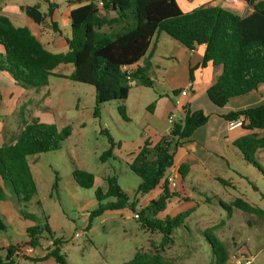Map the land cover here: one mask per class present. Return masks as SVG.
<instances>
[{"label": "trees", "instance_id": "trees-1", "mask_svg": "<svg viewBox=\"0 0 264 264\" xmlns=\"http://www.w3.org/2000/svg\"><path fill=\"white\" fill-rule=\"evenodd\" d=\"M101 1L102 7L91 0L72 2L77 7L70 14L71 37L67 40L66 53L49 52L28 28L17 27L0 14V47L3 49L0 52V73L11 74L17 85L26 90L49 85L51 77L90 85L95 89L93 115L99 118L104 104L126 101L134 85L152 87L145 69L130 71L129 68L146 55L153 37L162 32L189 50L204 46V58L199 68H206L208 64L222 67V74L207 91L213 105L224 108L231 100L254 94L264 86V0H243L252 9L246 16L221 6L200 7L184 13L176 0ZM54 8L50 5L47 13H42L39 5L22 7V10L36 24L42 25L51 20ZM53 27L57 30L55 25ZM62 65L73 66L72 74L56 75L54 71ZM192 73L191 70V80ZM241 117L244 118L241 128L247 134L235 139L233 145L248 163L258 167L253 155L264 149V137H259L255 131L264 130V103L222 116L227 122ZM209 119L210 115L202 110L192 111L185 107V117L173 124L175 135L172 132L156 145L146 141L129 164L130 170L141 180L138 194L160 191L158 199L138 215L142 227L160 232L162 240L153 252L137 250L124 264H174L165 255L166 247L174 243L173 233L185 224L190 212L159 218L177 195L171 190L167 176L174 165L175 150L189 141ZM71 133L69 126L59 131L55 125L43 124L37 119L26 121L16 143L5 142L0 147V202L6 199L5 191H9L20 204H29L37 195V186L28 159L59 151ZM106 135L111 148L103 160L112 156L114 147L113 139ZM181 173L184 178L185 171ZM72 175L81 188L91 189L95 185V176L91 173L75 169ZM219 181L226 183L222 179ZM107 184L106 193L96 190L98 208L90 214L88 227L92 219L105 212L127 208L135 211L136 204L130 202L119 186L117 176L107 178ZM107 199L114 201L104 204ZM220 204L230 212L240 210L264 218L263 210L242 199ZM21 215L35 224L27 229L30 246L37 248L44 235L52 239V249L42 260L54 259L57 264H67L61 253L64 241L54 239L48 218L40 223L24 210ZM5 229L0 219V232ZM217 229L218 226H214L204 232L214 256V262L210 264H234L226 245L215 234ZM17 248H7L6 256H0V264H15Z\"/></svg>", "mask_w": 264, "mask_h": 264}, {"label": "rangeland", "instance_id": "rangeland-1", "mask_svg": "<svg viewBox=\"0 0 264 264\" xmlns=\"http://www.w3.org/2000/svg\"><path fill=\"white\" fill-rule=\"evenodd\" d=\"M176 1L186 11V1ZM246 13L245 10L243 14ZM63 33L70 35L71 27L66 25ZM175 44L181 46L177 41ZM162 50L171 49L163 46ZM72 69L71 65H62L55 71L68 76ZM155 94L154 89L134 87L126 101L104 104L100 117L95 118V89L90 85L51 77L49 85L35 89L30 108L33 111L26 115L28 121L37 119L40 123L55 125L59 131L69 126L72 133L59 151L29 158L37 195L29 204L22 205V210L33 214L40 223L48 218L54 239L64 241L61 253L67 264H124L137 250L153 252L159 247L161 233L142 227L135 218L146 205L158 199L159 196L149 200L157 195L158 190L147 195L138 194L141 180L129 168L134 160L130 154L142 144L141 137L149 135L152 144L159 139L157 135L163 129L156 126V120H153L155 123L149 122L150 128L146 125L150 115L148 105ZM234 102L254 107L264 103V94L254 93L233 100L228 106ZM102 130L105 133H101ZM255 132L264 137V130ZM106 133L113 139L114 147L112 156L103 160L111 148ZM231 138L223 137L219 144H210L198 166L194 165L195 173L177 181L183 200L179 203L170 201L166 211L159 215L164 219L190 212L185 224L173 233L174 243L166 247V255L176 264L213 263L212 249L204 232L214 226H218L215 234L226 245L231 257L244 250L254 257V264H264V218L240 210L230 212L220 204L222 201L230 204L234 199L242 198L264 211V149L253 155L258 164L256 167L233 147ZM75 169L93 174L94 187L84 189L78 186L72 175ZM114 175L130 202L136 204L135 211L127 208L105 212L92 219L88 227L90 214L98 208L96 190L106 193L107 178ZM211 177H219L228 184L223 185ZM113 201L107 199L103 203ZM5 234L14 237L10 229L2 231V236ZM39 252L36 251L33 258H20L19 264H57L54 259L33 261Z\"/></svg>", "mask_w": 264, "mask_h": 264}, {"label": "crops", "instance_id": "crops-1", "mask_svg": "<svg viewBox=\"0 0 264 264\" xmlns=\"http://www.w3.org/2000/svg\"><path fill=\"white\" fill-rule=\"evenodd\" d=\"M185 1L187 9L186 11L182 10L184 13L191 12L200 7H222L221 0ZM48 2L46 0H0V14L8 17L15 26L28 28L49 52L55 54L66 53L68 51L67 40L70 39L71 33L70 35H64L63 30H65L66 25L71 27L70 14L77 6L72 5L73 1L71 0H48ZM35 5L40 6L42 13H47L50 9V5L55 6L51 20H48L46 24H36L32 19L27 17L22 10V7H31ZM245 10L247 13L243 14ZM251 12L252 9L243 1V3L240 4V11L237 13L241 16H246ZM53 24L56 26L57 30L54 29ZM175 43L176 41L174 42L167 34L162 32L157 33L153 37L146 55L136 65L130 67L129 70L133 71L137 68L145 69L147 77L153 84L150 88L154 89L156 93L154 100L148 105L150 115L149 118H147L148 122L146 125L147 128H150L149 126H151V124L149 122L155 123L153 120H156V122H158L155 123L156 126H161L163 129L158 133L157 136L160 137L154 142L155 144L152 143L153 145H156V143L158 144L161 139L167 138L173 132L174 125L170 123L169 118L172 114H175V123L180 122L185 117V107H188L192 111L202 110L205 114L210 115L208 123L204 127L198 129L189 141L175 150L174 165L168 174L174 176L179 182V180L184 179L187 175L195 173L194 165L197 164L198 166L203 154L209 151L207 148H209L210 144H219L223 137H232L230 142L233 145L235 139L247 134V131L242 128L230 130L229 122L225 121L222 116L232 111L253 107V105H240V103L238 104L236 102L228 106L230 102L224 108H218L213 105L207 97V91L222 74V67H215L212 64H208L206 68H199L204 58L205 47L197 46L194 50H189L183 45L180 44L181 46H177ZM163 46L170 47L171 50L163 51ZM2 51L3 49L0 47V52ZM73 70L74 68L71 70L70 75ZM191 70L193 71V80H191ZM54 73L59 76H66L62 73H56V71H54ZM134 87L147 88L140 85H134L133 88ZM34 92L35 89L26 90L18 86L11 74L0 73V147H2L5 142L12 144L16 143L18 136L24 129L25 122H28L26 115H30L33 111L30 110V108L32 107L31 101L32 98H34ZM256 93L264 94V86H261ZM180 117L181 119H178ZM141 138L142 144L140 143L137 150H134V152L130 154L133 155V159L145 145L146 141L151 140L149 135L142 136ZM214 157L216 158L217 155L214 154ZM181 171H185L186 173L184 178ZM205 172L208 173L207 169H205ZM211 178L213 180H221L219 177ZM227 184L226 182L223 185ZM199 185L201 186V184ZM173 192L177 195L173 197L171 201L179 203L183 200L182 197L184 196L182 195L183 193L180 190V186ZM5 194L6 199L0 202V219L5 222V232L10 229L15 238L9 237L7 234L2 236V232H0V256L2 257L6 256L7 248L9 247L29 245L27 229L35 225L32 221L22 217V204H20L9 191H5ZM159 195L160 191L158 190L157 195L149 200L152 201V199L157 198ZM187 200L189 201L188 198ZM244 201L257 207V205L247 200ZM145 207H147V205ZM24 237H26L25 240L23 239ZM51 240L52 239H47V235L43 236L39 246L34 248L35 252H40L37 255L38 258L33 261H46L42 259L49 252V248L52 245ZM166 257L176 264L173 259L167 255ZM15 258V264H19L18 260H20V258Z\"/></svg>", "mask_w": 264, "mask_h": 264}, {"label": "built area", "instance_id": "built-area-1", "mask_svg": "<svg viewBox=\"0 0 264 264\" xmlns=\"http://www.w3.org/2000/svg\"><path fill=\"white\" fill-rule=\"evenodd\" d=\"M73 2H78L79 0H71ZM86 2L87 0H83ZM92 2H95L98 7L103 6V2L101 0H91ZM243 3V0H222V7L230 9L232 11L238 12L240 11V4ZM133 84V83H132ZM176 119V115L172 114L169 118L170 123L174 124ZM244 121V118L241 117L237 121L229 122V129L235 130L237 128L242 127V123ZM167 180L169 182L171 190L176 191L178 189L177 180L174 176L169 175L167 176ZM136 219H139V215H135ZM79 234H76V237H78ZM35 254V249L30 245H22L18 246L15 257L17 258H25V257H33ZM231 262L234 264H253L254 263V257L250 255L246 251H238L231 257Z\"/></svg>", "mask_w": 264, "mask_h": 264}, {"label": "water", "instance_id": "water-1", "mask_svg": "<svg viewBox=\"0 0 264 264\" xmlns=\"http://www.w3.org/2000/svg\"><path fill=\"white\" fill-rule=\"evenodd\" d=\"M173 135H175V132L173 131Z\"/></svg>", "mask_w": 264, "mask_h": 264}]
</instances>
